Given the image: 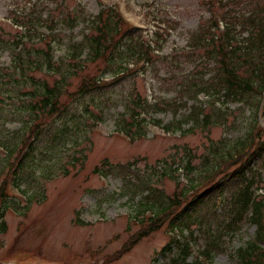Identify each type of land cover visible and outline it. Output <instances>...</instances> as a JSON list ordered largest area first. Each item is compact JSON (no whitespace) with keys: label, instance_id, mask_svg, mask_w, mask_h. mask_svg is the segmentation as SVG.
<instances>
[{"label":"rangeland","instance_id":"1","mask_svg":"<svg viewBox=\"0 0 264 264\" xmlns=\"http://www.w3.org/2000/svg\"><path fill=\"white\" fill-rule=\"evenodd\" d=\"M101 2L0 0V184L19 156L26 137L38 132L19 176L21 192H13L11 209L5 214L7 231L0 234V264H242L239 250L259 240L257 226L249 220L251 212L245 214L243 221L236 222L237 228L228 226L237 212L235 200L241 184L232 189L229 186L222 196L217 195L199 209L198 225L183 230L180 243L171 251L164 252L171 236L170 223L166 221L160 230L143 238L120 259H114L142 225L150 221L149 217L159 214L170 196L203 182L205 175L221 161L220 154L225 155L238 140L243 141L253 130L254 122L263 124V119L256 113L257 96L251 99L253 105H242L209 100L208 93L200 92L202 87L214 89L210 84L218 81L215 60L204 62L203 50L187 48L191 34L211 16L203 0H104V4L125 5L137 19L134 21L149 28L154 23L139 10L153 4L161 27L170 28L173 22L177 27L144 74L133 70L121 82L70 102L68 113L60 117L35 109L42 86L31 77L50 86L63 80L73 92L81 75H99L104 70L102 63L69 67V45L80 42L89 31L83 19L72 31L65 24L68 16L82 10L87 16L97 15L103 8ZM257 2L264 4V0ZM18 8H34L32 12L42 14L47 25L41 31L50 36L51 40L48 36L46 39L56 49L55 64L64 60L61 70L44 67L26 71L23 76L14 69L18 46L13 41L18 29L7 19L11 10ZM50 29L55 30L50 33ZM147 35L143 33L144 40ZM43 47L42 42H35L34 46L28 42L21 46V53ZM7 68L16 73L17 82L5 76ZM105 77L111 79V72ZM201 78L206 82H200L188 94L185 88ZM137 95L150 103L176 104L145 116L149 122L146 136L129 139L118 133V121L126 111L127 101ZM64 97L66 101L67 95ZM184 101L187 105L176 108ZM193 105L204 107L212 120L188 121L186 115ZM98 116L104 119L102 123ZM181 119L185 120L182 130L167 133L162 128ZM158 121L162 122L161 127L156 126ZM215 149L218 153L213 156ZM260 161L261 171L254 173L258 178H250L256 199L261 198L264 189V158ZM110 166L112 175L106 177L97 170L106 171ZM224 177V173L218 174L215 181ZM262 239L264 242V220ZM186 244L190 245L191 254L184 260L189 253L182 248ZM259 245L264 252V243ZM205 249L212 255L210 260ZM260 252L257 249L256 253Z\"/></svg>","mask_w":264,"mask_h":264},{"label":"trees","instance_id":"2","mask_svg":"<svg viewBox=\"0 0 264 264\" xmlns=\"http://www.w3.org/2000/svg\"><path fill=\"white\" fill-rule=\"evenodd\" d=\"M206 4L212 12V19L207 23L206 30L199 31L195 36H192L191 48L194 51H204L201 57L204 62L210 58L215 60L218 81L210 84V87L214 89L202 87L200 92L208 93L209 100L213 98L214 101L221 103L233 101L242 105H253L251 99L257 96L256 109L259 111L262 106L264 110V4H260L257 0H229L225 3L222 1L214 3V0H207ZM19 9L10 12L11 20L19 30L13 43L19 47L26 42L32 43L33 46L35 42H42L45 38L41 33L42 15L32 12L31 10L34 8L24 11H19ZM83 16L86 19L84 23H88L92 27H89V34L85 35L80 42L69 45L68 54L71 60L69 67L84 68L87 63H102L105 69L97 76L84 75L73 92L65 87L63 80L57 81L53 86L39 80L42 89L38 93L40 98L34 104L36 105L35 109L53 115V117L67 114L70 102L75 103L103 87H111L130 76L133 68L137 66L133 61L140 63L142 59L147 60L146 65L153 64L152 53H155L156 50H152L151 43L140 41V34L132 28H127L128 25L114 12L106 14V11H102L97 17H86L82 12L73 17L68 16L65 20V24L68 25L66 29L74 30ZM124 26L126 28L123 33L122 27ZM54 30L50 29V33ZM55 50L52 49L50 43H46L43 48H34L37 59L33 60L31 53L27 55L30 61H26L22 54H18L15 58L16 68L20 69L23 76L27 75L26 71L31 72L35 67L40 70L44 67L61 70L65 63L63 59H60L61 63L55 64ZM30 52L32 50H29L27 54ZM128 56L133 61L129 60ZM108 72H111L113 80L110 83L102 80ZM4 74L9 81L17 82L16 73L4 69ZM200 82L205 83L206 81L201 78L197 83L190 84L188 88H185L186 92L190 94L192 92L190 89L197 88ZM65 94L67 95L66 101L64 100ZM173 104L176 103L168 101L150 103L147 99H142L137 95L127 101L126 111L121 115L118 129L128 137H145L146 126L149 124L145 116L168 110L173 107ZM184 105H187V101H184L183 105H176V108ZM96 118L98 121L104 120L100 116ZM186 119L194 122L204 120L205 123H208L212 120V115L205 113L204 107L193 105L190 113L186 115ZM183 121L185 120L181 119L165 125L163 128L168 133L174 132L182 128ZM161 125L158 121L157 126ZM36 127L38 128V126ZM37 134L38 132H34L33 135L26 137L23 148H20L19 157L0 184V234L7 231L5 214L7 206H10L9 189L11 185L21 187L19 176L33 149L32 137H37ZM233 147L225 155L220 154L221 156H219L218 154L221 161L217 162V165L205 175L203 182L194 185L192 189L184 188L181 192L171 196L168 202L162 205L159 214H155L149 222L142 225V229L118 251L114 259H120L125 252H129L143 238L159 230L168 220L172 232L176 228L181 230L190 228L193 224L198 223L199 209L217 195L222 196L229 186L232 189L235 185L243 183L245 185L239 190L237 200H235L238 206L233 219L240 222L244 220L245 214L251 212L249 220L257 226V237L262 243L264 200H256L248 180L252 176L253 168L262 162L260 158H264V129L261 130L258 123L254 122L253 130L247 134L243 141L238 140ZM217 153L218 151L215 149L213 156ZM245 158H247L246 161H244ZM208 164L212 165L211 162ZM230 168L234 169L228 173ZM97 170L103 176L112 175L111 166L106 171ZM223 173L226 177L215 182V177ZM205 181L212 182L209 185L211 187L201 192L198 189L206 187L203 184ZM233 224L232 221L229 226ZM257 249H260L257 243H251L249 247L240 249L241 263L264 264V252L256 253ZM165 251H171V247H166Z\"/></svg>","mask_w":264,"mask_h":264}]
</instances>
